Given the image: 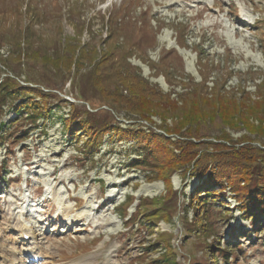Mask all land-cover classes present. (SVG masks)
<instances>
[{
    "label": "rangeland",
    "instance_id": "1",
    "mask_svg": "<svg viewBox=\"0 0 264 264\" xmlns=\"http://www.w3.org/2000/svg\"><path fill=\"white\" fill-rule=\"evenodd\" d=\"M66 47L75 57L84 47L94 60L82 62L79 70L71 65L70 72L34 60L33 54L64 56ZM104 54L99 72L110 89L116 85L114 71L126 59L164 92L183 91L178 81L187 85L191 77L200 82L201 71L208 87L222 76L227 89L240 84L254 93L264 80V0H0L5 72L21 84L35 82L50 94V106H61L51 119L32 123L0 103V122L7 124L0 130V264H153L164 252L162 238H169L176 264H208L204 246L218 244L225 254L228 241L235 246L229 264H264V223L255 230L228 188V209L209 206L210 227L203 233L192 221L189 203L196 177L182 179L174 172L170 181L177 193L167 197L162 180L148 182L149 171L132 166L139 157L135 141L104 134L96 138L101 143L91 158L81 151L83 132L70 139L59 117L71 108L81 120L160 132L96 92L94 65ZM255 185L253 180L250 188ZM85 208L92 221L85 219ZM147 210L156 214L151 222L140 216ZM18 219L31 232L26 240L15 228ZM33 242L37 256L32 258L26 248ZM45 242L47 250L40 248ZM222 259L219 253L217 263L226 264Z\"/></svg>",
    "mask_w": 264,
    "mask_h": 264
},
{
    "label": "trees",
    "instance_id": "2",
    "mask_svg": "<svg viewBox=\"0 0 264 264\" xmlns=\"http://www.w3.org/2000/svg\"><path fill=\"white\" fill-rule=\"evenodd\" d=\"M78 49L76 57L75 50L67 47L63 49L64 56L52 60L35 54L33 57L34 60L38 58L42 63H53L56 67L66 68L70 72L71 65L79 70L83 66L82 62L94 60V57L84 53V47ZM195 49L197 56L201 57V48L196 46ZM21 56L22 54H17V59H21ZM105 57L106 54L94 65L93 85L96 92L105 96L106 102L112 103L116 109H123L125 113L135 115L139 121H145L160 132L152 128L145 131L142 128H122L117 123L110 125L102 121L96 123L88 119L81 120L74 116L71 108L67 117L59 118L71 140H75L80 132L86 135L84 146L81 148L82 153L93 158L99 151L101 143V140L96 138L101 139L104 134H111L112 139L133 140L137 144L139 157L138 160H134L132 166L147 169L149 172L145 175V180L148 182L155 179L162 180L167 197L177 193L170 181V176L174 172H177L182 179L188 177L198 179L197 185L189 194V203L193 210L192 221L200 228V232H207L210 227L209 206L218 205L223 211L228 209L224 194L226 188L231 190L238 200L242 217L249 219L254 228L262 226L264 223V80L255 85L252 93L240 84L236 88L227 89L225 87L227 78L222 76L214 79L213 85L208 87L203 72L198 71L200 82H194L193 77L188 79L191 83L187 85L190 86L184 81H178L184 90L181 92L173 90L170 93L164 92L157 83H150L142 76L139 67L131 65L124 59V68L114 71L116 85L114 84L110 89L107 84L102 83L103 79L99 72ZM6 70L7 65L0 59V103L11 105L16 116L28 118L35 123L41 118L47 121L53 117V113L60 112L61 106H50L47 100L50 94L41 86L25 79L23 80L25 84H21L16 77L8 75ZM172 94L175 98L171 97ZM14 99L20 101L14 103ZM59 99L65 105L70 104L65 99ZM85 111L89 115L92 114L87 109ZM151 116H156L161 121L160 124L156 125ZM169 119L171 124L166 123ZM6 126V123L0 122V130ZM231 132H240L241 135L234 139ZM1 135L2 133L0 139ZM253 180L256 185L250 188ZM131 201L132 196H129L126 205ZM153 202H156V198L152 199L151 204ZM140 204L142 205V200ZM155 215L151 210L140 214L148 222H151ZM195 232L196 230H192L189 234ZM160 241L164 252L158 260H153L151 263L176 264L169 238H162ZM216 245L204 246L205 255L209 257L207 263L218 264L219 253H222V260L226 264L231 263L228 261V253L235 248L234 244L231 241L227 242L225 254L224 249Z\"/></svg>",
    "mask_w": 264,
    "mask_h": 264
},
{
    "label": "bare ground",
    "instance_id": "3",
    "mask_svg": "<svg viewBox=\"0 0 264 264\" xmlns=\"http://www.w3.org/2000/svg\"><path fill=\"white\" fill-rule=\"evenodd\" d=\"M59 204H60L59 209H61L62 206H64L63 205L64 203H63L62 199H60ZM22 211H23V207L20 210V213H23ZM82 213L85 216V219L86 220L88 219L87 221H90V220L92 221L94 219L92 211L88 210L87 208L83 209ZM15 228L17 229V231L19 232V234H20V236L22 237L23 240H25L27 237H29V235L31 233V232H29V230L25 226H23V224L21 223V221L19 219H18V221L15 224ZM45 243L47 244V242H45ZM49 245L50 244H47V245L41 244L40 248H45V250H47ZM36 249H37V246L33 242L32 245H29V247L26 248V251H28L29 256L33 255V256L36 257L37 256ZM33 256H31V257L33 258Z\"/></svg>",
    "mask_w": 264,
    "mask_h": 264
}]
</instances>
